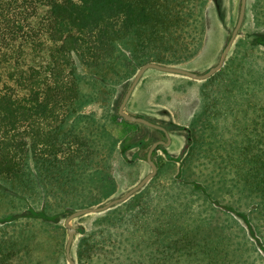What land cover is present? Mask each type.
<instances>
[{
  "label": "trees",
  "instance_id": "16d2710c",
  "mask_svg": "<svg viewBox=\"0 0 264 264\" xmlns=\"http://www.w3.org/2000/svg\"><path fill=\"white\" fill-rule=\"evenodd\" d=\"M213 2L223 20L222 0ZM250 11L256 28L242 48L200 81L180 164L157 156L142 190L97 216L95 229L76 228L75 264H220L219 255L251 264L226 225L203 215L220 201L216 183L230 182L264 226V0ZM211 14L207 0H0V264H60L65 244H51L48 227L81 195L91 206L118 191L109 162L116 148L127 159L130 128L142 126L83 109L147 62L191 59ZM208 173L220 175L210 187Z\"/></svg>",
  "mask_w": 264,
  "mask_h": 264
},
{
  "label": "rangeland",
  "instance_id": "374dc122",
  "mask_svg": "<svg viewBox=\"0 0 264 264\" xmlns=\"http://www.w3.org/2000/svg\"><path fill=\"white\" fill-rule=\"evenodd\" d=\"M252 1L253 0H247L246 2V4L249 6L246 22H243L228 54H230L233 49H241L242 44H236V42L243 39L244 34L247 31L256 28V24H254L250 11ZM239 2L240 0H222V7L224 8L223 12L225 17L223 20H221L219 18L221 13L219 15L215 11L213 0H207V6L211 8V16L213 17L210 31L207 34L206 40L203 42L198 53L188 61L180 64V67L195 73H203L209 67L216 64L221 50L226 44L231 30L236 22ZM262 63H264V60ZM136 72L124 83L115 85L109 99L107 98V100H100V98H98L96 101L88 104L83 109V112L85 114H92L94 117H97L101 120L105 119L107 114L111 117H114L115 120L119 122L121 119L116 112L118 105L123 98L127 86L131 83ZM200 81L201 80L192 79L184 75L167 73L150 68L143 73L137 85L135 86L134 92L131 94L130 104L126 108L129 113L137 116L146 115L149 117V119L152 118L158 122H166L168 124L171 123L173 126L171 127V137L173 140L172 145L167 148H161L157 151V154L160 155L162 159L168 156L174 158L177 157L181 147L184 145V143H186L187 133L184 130V126H189V118L199 97ZM130 131L131 136L129 137L130 141L128 142H131V144L134 146L130 148L127 159L122 161L116 148V151L109 162V165L111 166L110 173L114 175L115 181L117 183L116 185L118 186V191L113 196H110L102 202L91 206H98L112 198L121 196L150 171L145 159V155L148 146L151 143L152 134L154 133L147 129L141 132L136 126L131 127ZM158 134L159 133H155V135ZM159 137L160 136L158 135L157 138ZM139 142H142V144H138ZM119 144L120 142L118 141L117 145ZM176 164L179 165L180 161H177ZM219 177L220 175L218 174L208 173V187H210L209 184L212 185L213 182L218 181ZM226 178L229 179V176ZM148 182L140 190H142L148 184ZM216 185L214 186L216 189L214 195H216L220 201L218 203L215 202V205L212 204L214 207L213 211L207 209V211L203 212V215L208 216L212 214V216H214L211 223L212 226H217L220 223L226 225L224 233L228 236H233L236 241L244 245V250H246L245 255L250 259L249 261H251V264H264V252L260 250L262 248L261 246L264 245V226L259 223V220H257V214L251 211V198L247 196L245 192H240L230 182H225L224 186L223 183H216ZM218 186L222 187L218 188ZM148 187L152 189L153 185L150 184ZM79 188H81V191H84L81 186H79ZM96 188L97 187H95L92 196L97 197L100 194V190ZM91 198L92 197H90V199ZM49 199L53 201V197L50 196ZM82 200L83 199L81 195V199L76 200V202L82 204L77 206L75 209L91 207L85 205L88 199ZM199 201H197L194 205V210H197L195 206L200 204L198 203ZM107 210L98 213H88L74 218L71 221V224L75 228L93 230L96 228L95 225L97 220H95V218ZM64 219L65 218H62L59 223L48 227L50 228L49 233L51 236V244L55 239L56 242H59L60 244L63 243L64 247L67 239ZM94 223L95 225H93ZM80 237L81 233L76 232L71 247L74 253V259L76 258V244ZM141 258L142 257L137 258L135 256L133 259H136L139 261V263H141L142 261L140 260H143ZM217 258L218 262L223 264L221 261L225 260L227 257L219 255ZM59 262L60 264H68L65 258L64 248L61 250ZM97 263L98 262L95 261L93 264Z\"/></svg>",
  "mask_w": 264,
  "mask_h": 264
},
{
  "label": "water",
  "instance_id": "95a60500",
  "mask_svg": "<svg viewBox=\"0 0 264 264\" xmlns=\"http://www.w3.org/2000/svg\"><path fill=\"white\" fill-rule=\"evenodd\" d=\"M246 2H247V0H240L237 19H236V22H235L232 30H231L229 38H228L226 44L224 45L223 49L221 50V53L219 55V58H218L216 64L209 67L205 72L195 73V72L189 71V70H187L183 67H180V66L163 65V64H158L155 62H147V63H145L139 67V69L137 70L136 74L134 75V78L132 79V81H131L126 93L124 94L123 99H122L119 107H118V114L121 115L127 121L139 122V123L145 124L147 126H150L152 128L164 131L166 141L157 140L150 145V147L147 151V154H146V160L150 166V171L148 173H146L135 185H133L131 188H129L124 194H122L119 197L112 198V199L108 200L107 202L100 204L98 206H91V207L75 209V210L71 211L65 217L64 226L66 227L67 239H66V243H65L64 253H65V258H66L68 264H75L74 259L71 257V247H72V244H73L77 230L71 224V221L74 218L83 216V215L88 214V213H98V212H102L104 210H107V209L125 201L132 194H134L135 192L140 190L157 173V166L151 158V154H152L153 150L159 144H163L165 146H168L171 143V137L169 136L167 131L162 126L155 124V123H153V122H151V121H149L143 117L129 115L124 111V107H125L127 101L129 100V97H130L133 89L135 88V86L137 85L141 76L143 75V73L147 69L152 68V69L160 70V71L167 72V73L184 75V76H187L189 78L197 79V80H204V79L212 76L224 64L225 59L227 57V54H228L236 36L238 35V33L241 29V26H242V24L244 22V18H245ZM186 148H187V145L184 146L182 153L184 152V150ZM182 153H181V155H182Z\"/></svg>",
  "mask_w": 264,
  "mask_h": 264
},
{
  "label": "flooded vegetation",
  "instance_id": "af4514ba",
  "mask_svg": "<svg viewBox=\"0 0 264 264\" xmlns=\"http://www.w3.org/2000/svg\"><path fill=\"white\" fill-rule=\"evenodd\" d=\"M130 85V84H129ZM129 85L127 86V88H126V90H125V93H126V91H127V89H128V87H129ZM134 90H135V88L133 89V91L132 92H134ZM124 93V94H125ZM132 94V93H131ZM124 96V95H123ZM131 98V95H130V97H129V100L127 101V103H126V105H125V107H124V111L127 113V114H129V115H133L132 113H129L128 111H127V106L130 104V99ZM123 99V98H122ZM122 101V100H121ZM121 103V102H120ZM120 103H119V105H120ZM119 105H118V107H119ZM117 115L119 116V118L120 119H124L121 115H119L118 114V108H117ZM133 116H137V115H133ZM139 117H143V118H145V119H147V120H149V121H151V122H153V123H155V124H158V125H160V126H162L166 131H167V133L169 134V136L171 137V130H172V128L171 127H173L172 126V124L170 123V124H168V123H166V122H158L157 120H155V119H152V118H150L149 119V117L148 116H146V115H138ZM125 120V119H124ZM127 121V120H126ZM128 122H133V121H128ZM133 123H138V124H140V125H142V126H140L139 127V130L142 132L143 130H145V129H147V130H150V131H152L154 134H152V139H151V143L149 144V146H148V149H149V147H150V145L153 143V142H155V141H157V140H164V141H166V137H165V133H164V131H162V130H159V129H155V128H152V127H150V126H147V125H145V124H142V123H139V122H133ZM184 130L186 131V133H187V137H186V143H184V145L181 147V149H180V152H179V154H178V156L177 157H166V158H164L165 160H169V161H173V162H177V161H180L183 157H184V155L186 154V152H187V150L189 149V146H190V143H191V137H190V135H191V132H190V129L186 126H184ZM155 133H159L158 135L160 136L159 138H157L158 137V135H155ZM155 136V137H154ZM172 143H173V140H172V137H171V143L168 145V146H165V145H163V144H159V145H157L156 147H155V149L153 150V152H152V154H151V158H152V160H153V162L155 163V158L157 157V156H160V155H158L157 154V151L159 150V149H161V148H167V147H169V146H171L172 145ZM185 145H187V148L184 150V152L182 153V150H183V148H184V146ZM144 147V146H143ZM148 149H147V151H148ZM147 151H146V154H147ZM181 153H182V155H181ZM145 159H146V155H145ZM146 162H147V160H146ZM147 164H148V162H147ZM156 164V163H155ZM148 166H149V164H148ZM157 166V165H156ZM149 168H150V166H149ZM157 170H158V167H157Z\"/></svg>",
  "mask_w": 264,
  "mask_h": 264
}]
</instances>
